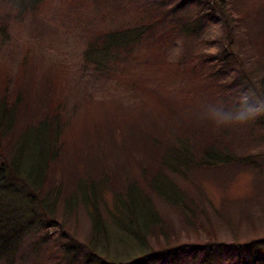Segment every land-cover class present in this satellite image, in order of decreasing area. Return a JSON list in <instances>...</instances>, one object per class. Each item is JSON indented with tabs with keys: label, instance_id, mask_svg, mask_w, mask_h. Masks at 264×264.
<instances>
[{
	"label": "rangeland",
	"instance_id": "rangeland-1",
	"mask_svg": "<svg viewBox=\"0 0 264 264\" xmlns=\"http://www.w3.org/2000/svg\"><path fill=\"white\" fill-rule=\"evenodd\" d=\"M231 4L242 15L248 12L241 34L233 30L223 34L218 28L222 20L217 14L205 24L199 37H220L223 42H233L238 33V40L243 44L239 47L234 45L242 65H235L234 69L245 76L242 71L248 72L264 53L263 45L257 42L264 39V0H234ZM104 5H99V9L105 10ZM5 11L9 22L6 32L0 28V79L9 72L16 81L18 72L22 70L32 94L42 88L44 79H54L61 99L68 105V137L71 135L79 142H86L89 140L86 138L88 132L94 127L105 126L119 140L120 135L117 137L114 130L124 127L121 124L129 117L128 113L134 111V115L138 116H135L136 119L147 121L144 118L149 114L137 112L138 106L145 111L147 87L157 92L165 103L168 99V106L176 108L186 121L190 119L197 126L206 127L202 114L204 106L209 103L208 93L199 89L198 80L201 79L198 76L196 82L182 80L163 65L157 71V78L144 88L139 82V89L133 90L128 82V73L125 81L118 83L109 77L101 78L98 73L93 77L92 72L85 70L83 52L86 44L94 30L105 27L110 21L105 23L98 18V9L91 0H36L32 5L20 0H11L8 4L0 0V25L4 23ZM193 46H187L182 38H178L168 45L163 54L168 62L176 61L189 54ZM144 66L138 73L147 76L149 67ZM244 81L247 89L264 93V81L257 78L254 84L247 82L246 78ZM200 107L203 111L199 112ZM179 108L183 110L179 111ZM164 109L163 104L154 106L152 117L159 119ZM230 127L235 131L231 144L235 156L239 155L237 162L217 167L198 165L189 168L186 176L175 177L183 199L188 201L187 196L192 198L189 208L174 205L143 186V191L151 195L154 211L161 219L160 223L165 225V230H158L146 221L147 215L143 213H150L151 209L138 192L129 189L132 192L126 198V194L118 195V198L115 196L117 191H125L128 182L133 179L144 185L146 178L136 160L147 159V165L154 168L152 151L136 147L132 140L131 144L127 142L130 154L127 155L124 149L119 157L126 161L129 181L125 182L120 170L113 181L115 187L100 181L90 187L76 172L74 179L69 181L65 190L62 188L56 199V222L42 226L40 221L44 215L37 212L34 224L28 227L16 244L13 262L2 261L0 264H67L69 259L63 247L66 239L77 246L83 245L76 260H80L90 248L94 259L102 258L115 264H130L145 253L156 256L152 259L154 264H163L161 257L171 247L177 246L182 252L184 264H240V257L241 260L246 259V254L249 260H244L242 264H264L258 260V257L264 256V117L243 126ZM134 128L132 126L131 130ZM150 129L157 134L152 127ZM131 130L125 134H130ZM110 140L111 135L108 134L106 142ZM60 172L56 170V176H60ZM91 175L93 178L97 176L94 168H91ZM94 197L95 204L91 202ZM118 199L119 204H116ZM133 207L145 220L140 225L126 211ZM96 218L100 224L95 229L93 220ZM149 220L152 221L150 215ZM123 225L130 231L124 230ZM61 232L65 233V237ZM238 253H241L240 257Z\"/></svg>",
	"mask_w": 264,
	"mask_h": 264
},
{
	"label": "trees",
	"instance_id": "trees-1",
	"mask_svg": "<svg viewBox=\"0 0 264 264\" xmlns=\"http://www.w3.org/2000/svg\"><path fill=\"white\" fill-rule=\"evenodd\" d=\"M4 1L6 4L11 3V0ZM20 1L32 5L36 0ZM232 1L234 2L91 0L98 9V18L105 23L110 21L105 27L93 31L92 38L83 52V66L85 70L92 72L93 77L98 73L101 78L109 77L118 83L124 82L128 73V82L133 90L139 89V82L141 88H144L153 78H157V71L166 66L182 80L185 78L196 82L198 76L201 79L198 80L199 89L208 93L207 102L222 100L230 107L239 93L247 89L245 78L251 84L255 83L256 78L264 81V53L262 59H256V65H252L248 72L242 71L245 76L239 75L234 69L235 65H242L234 44L238 47L243 44L238 40V33L242 32L243 21L248 17V12L242 15L243 13L231 4ZM101 4H105V10L99 9ZM217 14L222 20L218 28L223 34L232 30L238 32L237 39L233 42H223L220 37H199L206 27L205 24ZM3 22L0 28L6 32L9 22L6 11ZM178 38H182L187 46H194L189 54L168 62L163 53L168 45ZM198 39L199 42L195 43ZM257 42L264 47V39ZM143 66L149 67L147 76L138 73ZM6 73L4 78L0 79V262H13L16 244L28 227L34 224L37 212L44 215L40 221L42 226L56 222V199L62 188L65 190L69 181L74 179L76 172L90 187L95 186L96 181L115 187L113 181L120 170L125 182L129 181L126 161L119 159L124 149L127 155L130 154L127 142L131 144L133 140L132 144L138 148L142 147L145 151L149 148L156 160L153 162L154 168L147 165V159L136 160L142 166V175L146 178L144 185H141L138 179H133L128 182L125 191H117L115 196L126 194V198L132 191L138 192L151 209L150 213H143L147 215L146 221L154 224L158 230L166 228L160 223L161 219H158L154 211L151 195L143 191V186H147L149 192H154L166 201L174 205L180 204L186 209L189 208L190 202H193L192 198L187 196L188 201L183 199V192L179 189L175 177L186 176L189 168L198 165L217 167L237 162L239 158V155L235 156L236 152L231 144L235 131L230 126L217 128L206 119V127L203 129L190 119L186 121L176 112V108L168 106V99L165 103L157 92L148 87L145 89L148 95L143 106L145 111L140 106L137 108V112L149 114L144 118L147 121L136 119L134 111H131L128 113L129 117L121 124L124 127L119 126L114 130L117 137L120 135L119 140L103 126L94 127L87 133L86 138L89 140L79 142L78 138L75 140L66 133L68 105L61 99L54 79H44L42 88L32 94L22 70L18 72L16 81L9 72ZM160 104L165 107L164 114L159 115L160 118L156 120L152 117V109ZM118 105L121 106L119 103ZM180 110L183 109L179 108ZM200 111H203L201 107ZM143 116L144 114L140 117ZM132 126L135 131L131 130ZM151 127L157 134H153ZM130 130V134H125ZM159 131L162 132L158 133ZM108 134L111 135L110 142H106ZM105 145L108 149H105ZM91 168L95 169L96 178L92 177ZM56 170L65 174L60 172V176H56ZM95 201L94 197L91 202L95 204ZM116 204H119V199ZM126 211L131 213L129 215L134 217L137 224L145 222L144 218L136 213L135 207ZM99 222L98 218L93 220L95 229ZM123 228L130 231L126 225H123ZM61 235L65 237L64 232H61ZM41 236L43 237V234ZM63 247L65 256L69 259L67 264H115L102 258L94 259L90 248L82 254L80 260H76L83 245L77 246L71 240L66 239ZM238 254L240 257L241 253ZM154 258L156 256L153 253H145L130 264H154ZM183 260L182 252L177 246L171 247L166 255L161 257L163 264H184ZM244 260H249L248 254L246 259L241 260L240 257V264ZM258 260L264 262V256L261 255Z\"/></svg>",
	"mask_w": 264,
	"mask_h": 264
},
{
	"label": "clouds",
	"instance_id": "clouds-1",
	"mask_svg": "<svg viewBox=\"0 0 264 264\" xmlns=\"http://www.w3.org/2000/svg\"><path fill=\"white\" fill-rule=\"evenodd\" d=\"M202 115L217 128L246 125L264 117V93L243 90L230 107L222 100H216L204 106Z\"/></svg>",
	"mask_w": 264,
	"mask_h": 264
}]
</instances>
